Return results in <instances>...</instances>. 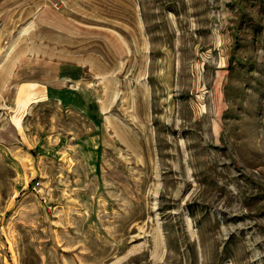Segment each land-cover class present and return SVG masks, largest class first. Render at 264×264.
Wrapping results in <instances>:
<instances>
[{"label":"rangeland","instance_id":"1","mask_svg":"<svg viewBox=\"0 0 264 264\" xmlns=\"http://www.w3.org/2000/svg\"><path fill=\"white\" fill-rule=\"evenodd\" d=\"M0 264H264V0H0Z\"/></svg>","mask_w":264,"mask_h":264},{"label":"crops","instance_id":"2","mask_svg":"<svg viewBox=\"0 0 264 264\" xmlns=\"http://www.w3.org/2000/svg\"><path fill=\"white\" fill-rule=\"evenodd\" d=\"M77 65V64H76ZM79 65H82V66H79V67H84V65L83 64H79ZM78 66V65H77ZM76 67V66H75ZM60 70H61V72H62V70H63V68L60 66ZM61 75V74H60ZM62 76V75H61ZM72 78H74L73 76H72ZM77 79V78H76ZM61 81V80H60Z\"/></svg>","mask_w":264,"mask_h":264}]
</instances>
